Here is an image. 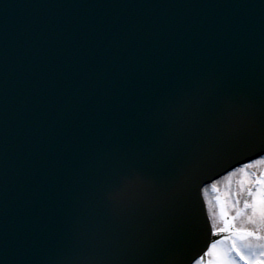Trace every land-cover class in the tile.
Instances as JSON below:
<instances>
[{
	"label": "water",
	"instance_id": "1",
	"mask_svg": "<svg viewBox=\"0 0 264 264\" xmlns=\"http://www.w3.org/2000/svg\"><path fill=\"white\" fill-rule=\"evenodd\" d=\"M25 1L29 3L10 18L0 19V53L7 64L11 63L18 71L31 74L36 85H46L45 73L50 66L60 63L57 50L62 49L64 42L74 33L93 32L91 24H95L97 15L90 14L91 21H86L84 27L77 21L70 23L71 18L65 21V11L53 0H43L38 8L34 4L37 0ZM227 1L189 0L186 3L181 0L176 6V28L199 27L201 23L235 15L245 16L248 23L242 51L237 54L239 63L234 84L253 103V107L249 108L251 111L264 113V7H261L264 3L255 5L254 2L246 4L248 0H232L233 6ZM154 2L140 0V5L144 3L145 6L139 13L143 15L146 9L153 10ZM11 8H6L9 15ZM43 8L50 11L49 16ZM55 18L65 21L64 32L51 21ZM211 18L214 19L209 20ZM102 23L96 29L102 30L106 26ZM52 32L56 34L53 41L48 39L52 37ZM94 34L103 37L104 47L109 46V33L102 31ZM177 81L180 82L175 84ZM174 84L178 88L176 95H172L173 99H181L184 90L195 87L193 80L183 78L171 83ZM165 92H152L161 106L140 105L133 113L142 114L149 123L159 121L152 125L161 133H167L171 128L170 120L176 122L177 117L178 122L187 121L197 108V101H177L173 117L168 105L161 100ZM48 105L44 96L39 93L33 95L30 88L25 89L0 76V264H169L174 249L181 250L184 261L186 256L190 258L205 249L211 237L207 221L202 216L196 223L200 227L196 233H191L192 236L188 234L181 238L192 227L190 219L179 231H174L183 204L177 194L168 189L169 168H165L166 173L158 174L160 172L153 171L157 165L131 162L122 171L120 161L112 154L113 147L108 138L96 142L74 165L75 171L66 184L61 222L38 241L25 242L28 220L34 210L32 201L36 177L33 169L40 150L47 146L45 130L57 115L50 111ZM207 107L205 115L208 117H202L204 120L199 124L206 128L200 129V139L219 141L227 131L233 143L237 144L253 134L251 127L236 119L238 116L232 109ZM183 130L186 132L187 129ZM172 131L176 133L177 129ZM184 132L180 135H189ZM122 134L133 141L135 136L140 137L148 143L151 136V133L146 135L136 127ZM168 138L165 135L164 139ZM180 143L182 145V140ZM114 152L120 156L124 153ZM147 168L151 172L145 174ZM117 172L134 173L130 175L126 187L121 186L123 190L112 180ZM113 191L115 197L110 199L109 193ZM6 241L26 246L35 244L38 250L22 259L15 255L11 246L5 252Z\"/></svg>",
	"mask_w": 264,
	"mask_h": 264
},
{
	"label": "snow or ice",
	"instance_id": "2",
	"mask_svg": "<svg viewBox=\"0 0 264 264\" xmlns=\"http://www.w3.org/2000/svg\"><path fill=\"white\" fill-rule=\"evenodd\" d=\"M247 23L245 16L235 15L199 27L120 28L109 33L108 47H104L101 35L94 34L107 29L74 33L66 40L57 50L60 63L45 73L49 109L57 115L45 130L47 146L40 150L33 169L34 210L25 242L38 241L61 222L66 184L74 165L100 139L136 127L146 135L151 133L149 152L160 146L166 134L158 132L142 114L133 115L147 94L191 72L196 77L195 87L184 90L181 101L190 103L206 93L220 104L222 93L235 82L237 54L242 51ZM209 65L214 71L204 72ZM257 128L258 137L254 130L245 144L250 155L216 173L219 178L210 177L197 186L210 209L209 192L217 193L223 224H218L215 212L210 211V232L219 239H211L189 264H264V173L251 171L264 168V123H257ZM132 174L117 172L112 180L123 190L121 186L126 187ZM222 182L223 195L219 188ZM233 184L237 186L235 193L231 191ZM115 194L109 193V198ZM10 246L22 259L38 250L35 244L6 241L5 252ZM181 261V250L174 249L169 264Z\"/></svg>",
	"mask_w": 264,
	"mask_h": 264
},
{
	"label": "rangeland",
	"instance_id": "3",
	"mask_svg": "<svg viewBox=\"0 0 264 264\" xmlns=\"http://www.w3.org/2000/svg\"><path fill=\"white\" fill-rule=\"evenodd\" d=\"M251 171H253L257 174H261V173H264V168H260L258 166L256 169H253ZM219 188H220V194L223 195L225 192V182L220 183ZM236 188H237L236 184H233L231 186V191L233 193H235ZM216 196H217V193L210 190L208 199H210L212 201V206H211V209L209 208V213H210V211L215 212L217 223L222 225L223 221H222V218L220 216V206H219V203L216 201ZM227 210L232 214H234V212H235V210L231 209V208H229Z\"/></svg>",
	"mask_w": 264,
	"mask_h": 264
}]
</instances>
